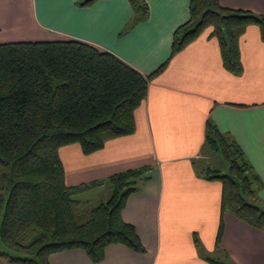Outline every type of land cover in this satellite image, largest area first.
I'll list each match as a JSON object with an SVG mask.
<instances>
[{
  "label": "crops",
  "instance_id": "crops-1",
  "mask_svg": "<svg viewBox=\"0 0 264 264\" xmlns=\"http://www.w3.org/2000/svg\"><path fill=\"white\" fill-rule=\"evenodd\" d=\"M79 1L25 0L23 8L22 0H0V37L22 32L29 41L81 40L144 75L167 65L149 82L147 98L135 112L133 134L112 139L92 154L78 144L60 148L68 185L152 166L123 210L145 251L115 243L106 247L101 262H93L81 248L55 252L49 262L212 264L209 257L224 264H264V230L222 213L223 185L204 176L211 120L245 152L261 178L259 196L264 200V40L259 26L249 25L241 38L244 71L235 75L223 65L212 28L171 57L174 32L190 19L191 0H146L149 14L136 22L129 0H97L90 6ZM220 2L264 15V0ZM103 191L107 197H97ZM111 192L105 182L77 197L100 202Z\"/></svg>",
  "mask_w": 264,
  "mask_h": 264
},
{
  "label": "trees",
  "instance_id": "trees-1",
  "mask_svg": "<svg viewBox=\"0 0 264 264\" xmlns=\"http://www.w3.org/2000/svg\"><path fill=\"white\" fill-rule=\"evenodd\" d=\"M129 1L135 22L148 16L146 0ZM252 24L264 40L263 14L226 7L220 0H191L190 19L174 32L171 57L212 28L224 67L240 75V41ZM166 65L144 75L115 54L76 39L0 44V260L51 264V254L81 248L97 263L115 243L145 251L123 210L152 166L68 185L60 148L78 144L92 154L112 139L133 134L135 112L147 98L149 82ZM205 152L218 153L227 166L226 171L204 169L206 178L223 185L222 213L264 230L261 178L240 145L211 120ZM105 182L112 191L107 200L90 205L77 197ZM222 229L221 222L218 240Z\"/></svg>",
  "mask_w": 264,
  "mask_h": 264
},
{
  "label": "rangeland",
  "instance_id": "rangeland-1",
  "mask_svg": "<svg viewBox=\"0 0 264 264\" xmlns=\"http://www.w3.org/2000/svg\"><path fill=\"white\" fill-rule=\"evenodd\" d=\"M23 3H26L25 0L24 1L22 0V7L24 8ZM7 34H8L7 37H0V44L1 43H7V42L29 41L27 39H30L29 38L30 36H25V34L22 32H14V33H7ZM207 154H208V156H207L208 163L206 164V166H212V167H216L219 169H223V171L227 170V166L222 162L220 155L218 153H216V154L207 153ZM202 165H204V164H202ZM206 166H205V168H206ZM91 192H94V191H91ZM111 194H112V192H111ZM97 197H100L102 199V198L107 197V196H104V191H103L101 194L98 193ZM100 198H96L95 200H92L90 205L97 204L99 202ZM106 199H108V198H106ZM260 205L264 207V200H261Z\"/></svg>",
  "mask_w": 264,
  "mask_h": 264
}]
</instances>
